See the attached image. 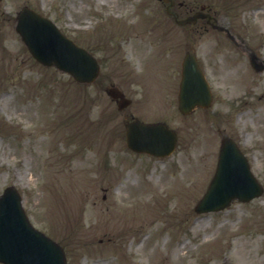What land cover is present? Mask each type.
Here are the masks:
<instances>
[{
    "label": "rangeland",
    "instance_id": "1",
    "mask_svg": "<svg viewBox=\"0 0 264 264\" xmlns=\"http://www.w3.org/2000/svg\"><path fill=\"white\" fill-rule=\"evenodd\" d=\"M174 1L179 18L203 7L217 22L178 27L160 0L0 2V193L18 189L31 224L63 247L67 264H264V194L219 213L193 211L214 172L219 119H232L236 135L256 143L250 154L264 157V72L250 71L224 36L230 30L239 52L264 58V0ZM23 5L92 50L101 65L94 84L33 60L14 31ZM186 51L214 100L183 116ZM110 84L132 99L122 112L104 92ZM131 118L167 123L178 134L174 153L129 151L123 125Z\"/></svg>",
    "mask_w": 264,
    "mask_h": 264
},
{
    "label": "water",
    "instance_id": "2",
    "mask_svg": "<svg viewBox=\"0 0 264 264\" xmlns=\"http://www.w3.org/2000/svg\"><path fill=\"white\" fill-rule=\"evenodd\" d=\"M198 16L178 23L193 22ZM15 31L40 63L53 65L71 74L78 82H91L96 77L98 66L95 60L31 9L23 7L19 11ZM110 93L117 94L115 90ZM178 98V108L183 114L190 112L195 105L207 107L210 104L207 84L191 53H187L182 62ZM175 140V134L161 123L134 121L126 125L127 146L136 152L166 155L173 150ZM238 160L243 161L237 150L233 146H224L215 176L195 208L197 212L219 210L233 199L247 201L261 194L259 185L248 175L246 178L237 166ZM0 263L66 264L61 248L28 222L14 187L6 188L0 195Z\"/></svg>",
    "mask_w": 264,
    "mask_h": 264
},
{
    "label": "flooded vegetation",
    "instance_id": "3",
    "mask_svg": "<svg viewBox=\"0 0 264 264\" xmlns=\"http://www.w3.org/2000/svg\"><path fill=\"white\" fill-rule=\"evenodd\" d=\"M225 135H224V130L223 129L221 130V128L219 127V145L221 144L222 139L225 137ZM242 144H243V142H242ZM254 151H256V148H254V143H252L251 146L249 145V147H248V154H250L251 152H254ZM249 157H250L251 168L253 169V171L256 169L255 164L258 166L259 169L264 170V157L257 158L253 153L250 154ZM254 157L257 158V160H256L257 163L254 162L255 161ZM262 175H264V173H262Z\"/></svg>",
    "mask_w": 264,
    "mask_h": 264
},
{
    "label": "bare ground",
    "instance_id": "4",
    "mask_svg": "<svg viewBox=\"0 0 264 264\" xmlns=\"http://www.w3.org/2000/svg\"><path fill=\"white\" fill-rule=\"evenodd\" d=\"M148 46H149V42H148V41H144L142 51H145V52L147 53V48H148ZM141 57L144 58V57L142 56V53H141ZM1 99H2V97H0V100H1ZM41 143H42V141H41ZM150 254H151L150 257H152V256H153L152 253H150Z\"/></svg>",
    "mask_w": 264,
    "mask_h": 264
}]
</instances>
